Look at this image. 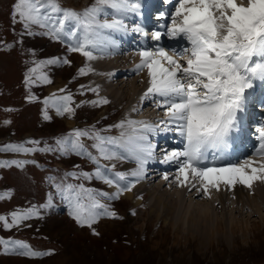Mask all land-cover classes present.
I'll return each instance as SVG.
<instances>
[{
  "label": "snow or ice",
  "instance_id": "snow-or-ice-1",
  "mask_svg": "<svg viewBox=\"0 0 264 264\" xmlns=\"http://www.w3.org/2000/svg\"><path fill=\"white\" fill-rule=\"evenodd\" d=\"M164 2L172 3V0ZM139 8L134 0H95L94 4L78 12L62 7L58 0H16L11 19L14 25H22L21 36H47L65 44L69 53H79L87 61H93L101 58L96 53L105 54L117 46L111 35L105 34L106 30L128 32L124 16L129 12L139 14ZM110 14L112 18L108 19ZM102 15L105 17L103 20L100 19ZM33 26L44 31L35 32ZM130 30L143 36L149 35L139 25ZM165 35L170 39H183L188 46L180 50L172 49L171 54L163 47L154 51L140 50V63L135 68L137 74L147 69L149 86L140 99H152L155 106L163 110L166 119L160 120L159 124L122 120L114 125L123 129L119 137L104 136L94 127L91 130L76 128L57 138L55 148L38 147L40 141L37 140L0 146V152L19 155L36 152H58L61 156L75 154L94 164V171L66 172L60 182H56L55 177L48 178L56 195L67 204L68 215L79 226L89 228L92 235H100L94 225L101 219H123L111 210L110 203H104L102 199L119 200L145 178V166L156 158V145L149 140L150 133L176 131L184 140L183 150H162L161 163L174 162L178 165L174 180H169L168 174L162 177L169 187L187 189L189 193L195 191L198 196L211 200L210 193L213 190L219 192L221 185L228 191H235L237 185L251 190L254 183H264V119L255 128L258 146L253 154L260 158L259 161L246 158L236 163L217 164V161L226 159L233 137L240 130L241 114L246 111L250 90L255 82L264 83V0H178L167 32L153 31L151 39L160 41ZM12 46L6 45L9 49ZM33 63L35 66L29 68L24 76V84L29 89L26 97L29 102L38 100L31 94L33 85L52 82L42 71L45 67L71 65L72 62L67 58L52 57ZM94 71L86 65L79 68L77 74L86 76ZM81 88L84 86L81 85ZM88 90L99 96L98 87ZM65 91L60 89V92ZM42 103L44 120L51 119L49 108H54L58 116L75 114L70 94L57 96L53 93ZM85 103L97 107L108 104L109 100L99 97ZM85 138L93 142L91 147L97 155L85 146ZM101 160L134 161L136 167L129 172L115 171L116 164L108 167L101 164ZM35 163L34 160H0V168L16 166L23 169L25 165ZM75 167L79 168V165ZM68 177L80 181L95 179L115 191L110 193L88 188L82 182L66 183ZM10 197L11 191L0 193V200ZM52 206L53 195L49 193L45 204L12 211L10 218L0 215V226L5 230L28 226L26 221L42 218L41 209ZM179 210H184L182 202ZM131 215L135 216L136 211L132 210ZM0 246L5 255L41 258L53 254L52 251H36L24 241L3 237H0Z\"/></svg>",
  "mask_w": 264,
  "mask_h": 264
},
{
  "label": "rangeland",
  "instance_id": "rangeland-1",
  "mask_svg": "<svg viewBox=\"0 0 264 264\" xmlns=\"http://www.w3.org/2000/svg\"><path fill=\"white\" fill-rule=\"evenodd\" d=\"M134 1L140 5V0ZM149 1L151 2V0ZM15 2L16 0H0V146L37 140L40 141L38 147L52 146L55 148L57 138L66 136L76 128L91 130L94 127L104 136L119 137L123 129L116 128L114 125L122 120L141 121L142 119L150 124H159L160 120L166 119L163 110L157 108L152 99L143 101L140 99L149 84L144 87L138 75L141 72H146L147 69L137 74L135 68L131 67L134 65L132 62L128 64L129 67L121 70L126 71L132 68L130 74L118 78V75L114 76V71L121 67L109 68L105 76H112L113 78L101 84H98L97 81L103 73H89L86 76H79L77 74L78 69L88 65L86 64L87 60L83 59L82 61L80 58L76 61L74 59L76 53H69L65 44L53 41L47 36L20 35L23 31L22 25L19 23L14 25L11 19ZM58 2L64 8L81 12L94 4L95 0H90L89 5L88 3L84 4L83 0L79 2L58 0ZM145 4L146 2L143 6ZM155 11L157 12H154V18L147 25L150 42L142 41L138 32L130 30L134 26L124 21L125 24L128 23V33L132 35L130 37L133 48L128 43L124 51L110 56L113 60L120 59L119 64L121 66L128 54L139 53L140 50H145L146 45L149 46L147 50L154 51L155 47H163L170 54L172 49L177 48L178 39L169 38V41L166 42V36L163 38L164 44L162 45L154 44L151 39L153 31L164 32L161 25L167 26V28L168 25L171 26L175 7L171 11L167 9L168 12L163 8ZM161 16L164 18L161 19ZM102 18L100 17L101 20L104 19ZM32 30L35 32L44 31L37 26H33ZM123 33L126 32L121 34L118 32V37L121 38ZM120 38L115 37L113 40L117 42ZM144 42L145 45L143 46ZM8 44L13 46L9 49L6 47ZM180 46L181 49L185 47L183 44ZM141 47L143 48L139 50L138 48ZM134 50L135 52H131ZM52 57L67 58L72 63L71 65L59 64L45 67L42 71L47 74L52 82L33 85L30 91L32 95L38 97V100L29 102L26 99L29 95V89L24 84L25 73L28 72L29 68L35 66L33 61L38 62ZM132 79H136V82H132L136 88L144 87L141 92L138 91L139 97L137 99L132 94V84L130 83ZM111 82L118 87L123 85L124 93L121 92L118 96L120 100H123V103L118 104L108 94L104 96L105 86H109ZM81 85L84 88H81ZM96 87L99 88V96L88 90ZM258 87L257 90L262 88V86L261 88ZM62 88L66 91L60 92ZM53 93L57 96L69 94L72 96L73 103L71 106L75 108L73 116L68 114L58 116L54 108H49L48 114L51 119H43L44 105L42 101ZM261 94L262 92L257 93L256 101L252 103L256 116H259L258 121L255 122L256 126L261 122V119H264V110L262 109L264 104L260 99ZM99 97L107 98L109 103L97 107L85 103ZM126 97L127 99H125ZM147 101L149 104L145 106L144 103ZM76 105L82 106L76 107ZM6 109H13V111H6ZM130 112L132 115L129 114ZM241 119L244 120L243 115ZM6 120L11 121V123L5 124L4 121ZM125 127L127 128V125ZM161 127L163 126L161 125ZM105 129L107 131H104ZM178 134V132L175 133V135ZM162 140L166 141L164 142L166 145L167 143L175 144L172 139L167 140L166 137H163ZM179 141L180 143L183 142L181 136ZM83 142L93 155H97L95 149L91 147L93 143L91 140L85 138ZM26 146L34 147V145ZM177 150H183V148ZM248 153L240 158L241 161L246 158L252 159ZM161 158L163 156L158 157L159 164L155 167L154 172L146 178L145 183L148 189L161 195L164 194L166 201L170 202L168 197L176 196L178 188L169 187L168 182L164 181L162 177L164 174H168L169 180H174L178 165L175 166L174 164V166L169 167V163L160 162ZM13 159L34 160L36 163L27 164L23 169L16 166L0 168V193L11 191L10 198L0 200V215H6L10 218L12 211L45 204L49 193L53 195V206L41 209L42 218L26 221L25 224L28 226L11 230H5L0 226V237L24 241L36 251H52L53 254L41 258L5 255L2 246H0V264H264V197L258 205L249 206L238 202L236 195L232 191L226 190L224 185L220 186L219 192L213 190L210 193L211 200L197 197L195 191L185 196V190L179 188V192L183 193L184 197V210H176L177 207L173 205L174 201H172L170 205L175 211L169 216L164 214L167 212V208L165 210L164 208H153L154 200L151 203L145 201L139 209L133 205V199L124 202L123 196L116 201L102 199V202L110 203L111 210L116 211L123 219H101L99 223L94 225L100 233L99 236H95L92 235L89 228L79 226L68 215L67 204L56 195L55 188L48 179L55 177L56 182H60L64 180L66 172L81 170L92 172L95 169L94 164L75 154L61 156L58 152H36L29 155H19L12 152H0V160ZM100 163L108 167L116 164L115 171L129 172L120 166L121 161L101 160ZM76 165H79V168H76ZM65 182H82L88 188L113 192L108 190L107 185L95 179L80 181L68 177ZM220 194H224V206L220 203ZM190 202H192L191 207H189ZM208 206H211L209 211ZM202 207L207 212L198 214L197 212H200ZM188 209H194V211ZM132 210L136 211L135 216L131 215ZM157 213L161 214L158 215ZM162 215L163 218L158 217ZM184 215L186 216V223L180 230L167 224L169 220L178 221L181 224L179 220L185 217ZM206 216L208 217L207 220H205ZM189 218H194L198 225L190 224Z\"/></svg>",
  "mask_w": 264,
  "mask_h": 264
},
{
  "label": "bare ground",
  "instance_id": "bare-ground-1",
  "mask_svg": "<svg viewBox=\"0 0 264 264\" xmlns=\"http://www.w3.org/2000/svg\"><path fill=\"white\" fill-rule=\"evenodd\" d=\"M79 1L80 0H73V2H79ZM89 2H90V0H83L84 4L88 3V5H89ZM144 2H146V4L143 6ZM238 2H239V0H238ZM176 3H178L177 0H174V1L172 0V3H165L164 0H156V1L155 0H151V2L149 0H140L139 14L127 13L124 16V17H126L124 19V21L130 23L131 26L139 25V26L143 27L144 29H146L145 30L146 32H148L147 28L145 27V25L150 24L151 20L154 18V11L157 10V9H160L162 6L164 7V9H168V11H171L175 7ZM152 4H154V5H152ZM106 10L109 13L112 12L111 9H106ZM150 16H152V17H150ZM101 17L105 18L103 15ZM137 17H139L138 20L134 21ZM107 18L111 19L112 18L111 14ZM168 27H169V25H168ZM166 28H167V26L163 27V31L164 32H166ZM128 32H126L125 34L123 33L122 37L131 38L130 36H132V35L130 33H128ZM121 33L122 32H120V34ZM105 34L111 35L112 39L115 38V37L120 38V37H118V32H110V31L106 30ZM138 36L140 38H142V41L150 42V38H148L149 35L148 36H143L141 33H139ZM166 36L167 35L163 36L160 41H154V44H156V45L164 44V42H162V41H164L163 38H165ZM120 40H121V38H120ZM120 40L116 42L118 45L116 47H114V48H110L107 53H105V54L96 53V55L100 56L101 58H98V59L93 60V61H87L86 64L92 66V68L95 70L92 73H94V74L103 73L101 78H99L98 81H97L98 84H101V83L105 82L106 80H109V79L113 78L112 76L111 77L105 76V74L107 73L109 68L121 67L120 69H115V71H114V76L118 75V78H119V76L122 77V76L129 75L130 74L129 72L131 71V69L132 68H136V65L140 63L139 53H137V52L135 54L134 53L133 54L132 53L128 54L127 58H124L122 66H121V64H119L120 59L117 58V59L113 60V58L110 57L112 55H115L116 52L118 53V52L124 51L126 49L125 47H126V45H128V43H129V45H131L130 41L124 42V41L121 40L123 42V44H124V45H122ZM166 40H167L166 42L169 41V37L168 36H167ZM151 44L153 45V43H151ZM181 44H183L185 47L188 46L187 42L185 40L178 39L177 40V48H175V49L180 50L181 49V46H180ZM144 45H145V42H144L143 46ZM142 48L143 47L138 48V49L140 50ZM148 48H149V46H147V45H146V47H144L145 50H147ZM155 48H157V47H155ZM153 49H154V47H153ZM149 51H151V50H149ZM131 52H135V50L131 51ZM80 58L82 59V61H83V59L86 60L85 57L81 56L79 53H76V58H74V59H76V61H77V59H80ZM132 62L134 63V65L131 66L132 68L130 70L121 71L123 69H126L128 64L132 63ZM86 64H84V65H86ZM138 76H139V80H141V83H142V85L144 87L146 86V84H149V77H148V74H147V70H146V72H141V74L138 75ZM134 81L136 82V79L135 80L132 79V81L130 83L132 84V82H134ZM121 84H123V82H121ZM260 84H261V82H255L254 88L252 90H250L249 99H248L247 105H246V111L243 114H241V116L242 115L244 116V120L242 121V119H241L240 130H239L238 133H236L234 135L235 138H237V141L240 142V143H241V140L243 139V137L245 135H247L246 136L247 137L246 144L242 141L243 142L242 143L243 144L242 147H244V144H245V149H244V151L242 153L234 156V158H233L234 163L240 162L241 161L240 158L245 156L247 152H249L248 154H250L252 156V160L259 161V159H260L258 156H255L253 154L254 151H255V148L257 147L256 145H257V142H258L255 139V135H254L255 126H256L255 122L258 121V117H255V112L253 110V106L254 105H252V103H254V101H256L257 93L259 94L260 91L261 92L264 91V86H263L264 83H263V85H260ZM261 86H262V88H261ZM257 87L261 88V89L257 90ZM105 88L106 89L103 91L104 96H106L108 94L110 96V98L113 99L114 101H116L118 104L119 103H123V100H120V98H118V96L120 95L121 92L124 93V90H122L123 89V85L118 87L114 83L111 82L109 84V86L106 85ZM143 88H136L135 84L134 85L132 84L131 90H132V94L135 95V99H137L139 97V94H137V93L141 92V90ZM121 99H123V98H121ZM125 99H127V97ZM260 99H261L262 103L264 104V93H262L260 95ZM144 104L146 106V104H149V102L147 101ZM259 104H261V103H259ZM145 106H144V108H145ZM262 109L264 110V108H262ZM129 114L132 115V112H130ZM133 117L136 118L134 115H133ZM133 117H131V118H133ZM253 117H254V119H253ZM141 121H144V120L141 119ZM249 122H250V124H249ZM245 128H246V131H245ZM247 128H248V131H247ZM250 129H252L253 132L250 131ZM175 133H176V131H168V132L158 131L155 134H151V133L149 134V137L152 136L153 139H155V142H153V140L150 139V138H149V140L153 144L154 143L157 144L158 142H160V148L157 150V152H154L156 158L154 160H150L149 163L145 166V168H146L145 178L137 185V188L133 189V191L130 192V193H125L124 195H122L123 196L122 199L124 200V202H126L127 200H130V199L131 200L133 199L132 200L133 205L137 206V208L140 209V207H142V205H144L143 203L145 201H148L149 203H151L154 200L155 202L153 204V208H158V209L164 208V210L167 208V212L164 213V214L169 216V215L173 214V211H175V209L172 210V206L170 205V204H172V201H174L173 205H175V207H177L176 210L179 211L181 202L182 203L184 202L183 193L179 192V188L176 190V192H177L175 194L176 196L168 197V200H171L170 201L171 203H170V202L166 201L164 194L161 195V194L156 193L155 191H151V189L147 188L146 183H145L146 178L148 176H150L152 172H154V169L156 167V166L155 167L154 166L151 167L150 165L154 164L155 162H157V164H159L158 157H162V154H163L162 150H166V151L177 150L178 148H181L182 146L184 147V140H183L182 143H180V141H179L180 135L179 134L177 135V137H175V139H173V136H176ZM171 136H172V138H171ZM163 137H166L167 140H171L172 139L175 144H173V145H170L168 143H167V145L164 144V140H162ZM162 146H164L165 148L162 147ZM235 146H236V144L234 142H232V147H235ZM239 147H241V146H239ZM157 153H159V154H157ZM211 159H212V156L210 154L209 155V160H211ZM224 162H225L224 160L223 161H217V164L218 165H222ZM121 163L122 164H120V166L122 168H124L126 171H131L132 169H134L136 167L134 161H121ZM227 163H230V161H227ZM174 164H175V166L177 165L176 163L173 162V163H169L168 166L171 167L172 165L174 166ZM162 166L165 167L164 165H162ZM110 167H111V165H110ZM108 190L109 191H113V192L115 191L114 188H108ZM184 190H185V196L190 194L187 189H184ZM232 192L234 193V195H236V200L238 202H240L241 204H246V205H249V206H253V204L258 205L260 200L264 197V183H261V182L254 183V185H253L251 190L237 185L235 191H232ZM223 195L224 194H220V196H219L220 197V203L222 204V206L225 205V202H224L225 200L223 198ZM196 196L198 197V194H196ZM225 196H227V195H225ZM139 197H142V199H140ZM121 202H123V201L121 200ZM191 205H192V202H190L189 207H191ZM153 208H151V209H153ZM210 208H211V206L210 207L208 206V211H209ZM161 211H162V209H161ZM201 212L202 213H206L207 210L204 207H202V208H200V212H197V213L199 214ZM159 214H161V213H159ZM158 217L163 218V215L162 216H158ZM177 217H178V215H177ZM179 219H181V218H179ZM185 219H186V216L183 217L181 220H179L181 224H179L178 221L175 222V221H171V220H169L168 222L166 221V222H167L168 225L172 226V228H176V229L180 230V228H182V226L185 225V223H186ZM207 219H208V217L206 216L205 220H207ZM189 223L192 224V225H196V226L198 225V223L196 222V220H194V218H189ZM203 225H204V222H203Z\"/></svg>",
  "mask_w": 264,
  "mask_h": 264
}]
</instances>
